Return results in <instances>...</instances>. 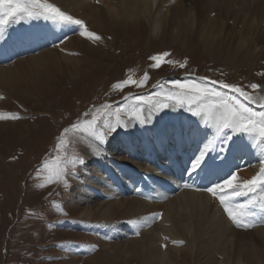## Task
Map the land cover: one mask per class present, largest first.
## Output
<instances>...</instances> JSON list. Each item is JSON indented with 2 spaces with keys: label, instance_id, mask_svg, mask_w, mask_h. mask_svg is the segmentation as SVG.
Segmentation results:
<instances>
[{
  "label": "rangeland",
  "instance_id": "374dc122",
  "mask_svg": "<svg viewBox=\"0 0 264 264\" xmlns=\"http://www.w3.org/2000/svg\"><path fill=\"white\" fill-rule=\"evenodd\" d=\"M164 1L159 0V4ZM47 2L62 11L59 2ZM172 2L176 7L183 8L173 11L170 2L163 5L165 31L168 32L173 13L186 30L180 38L175 36L168 44L151 33L146 20L136 24L122 22L104 30L87 22L85 26L88 31L101 39L94 41L74 33L67 39L68 43L60 46L53 42V49H43L38 56L29 55L17 60L15 64L0 65V70L8 69L19 75L32 59L40 60L42 56L52 52L60 56L66 53L81 63L73 70L65 61H59L62 63L56 67L51 60L52 65H40L37 68L39 71L34 72L33 79H27V82L19 84L15 89L6 88L0 82V115L14 114L20 117L0 120V264H157L158 259L152 258L148 251L142 249V241L148 240L145 233L139 239H111V236L117 237L119 234L120 227L117 224L127 221L121 217H101L98 209L103 202H90L88 198H81L80 193L76 194L73 189L75 183L69 180V173L64 178L49 183L46 179L47 173L42 170L44 162L55 157V145L64 129H71L74 123L92 119L97 109L104 111L108 117L107 114L111 112L114 117H110V120H116L115 113L118 109H123L124 112L119 113V118L126 122L130 120L131 106L140 103L136 97H148L154 102L160 99L155 96L156 92L172 89V82L178 80L182 83L194 81L208 88H215L226 96L236 97L253 111L264 110L256 103L249 104L243 96L232 92L230 88L221 87V84L234 85L258 99L264 98V32L260 31L254 37L256 45L250 43L248 38L252 17L247 10L231 0ZM34 22L46 23V28L53 33L58 28V24L43 18H24L9 21L0 36L10 32L12 24H23L34 29ZM68 26L70 25H67L66 31ZM200 30L206 34L213 31L212 48H206L202 40L193 42ZM8 37L3 39V43L10 40ZM186 37L189 43L183 44ZM218 47L221 56L214 60L212 54ZM233 52L238 59L248 54L243 60L252 61L254 64L244 63L241 67L234 61L225 62ZM164 53L168 55L164 56ZM159 54L164 59H161L160 67L156 68L155 61L150 58L158 57ZM33 66L38 64L27 65ZM145 73L149 79L143 86L137 87L132 83L141 81ZM129 77L131 80L123 89L113 88V85L128 80ZM213 81L216 83H212ZM252 84L259 85V88L253 90ZM261 103H264V99H261ZM104 105H110V108L104 110ZM172 105H178L181 113L193 115L186 105L181 107L174 102ZM172 105L163 111H154L168 117V110ZM141 107L144 113L149 108L146 104H141ZM85 113L88 115L85 116ZM103 119L101 116V128ZM107 134L113 137L116 132ZM108 136H105L103 143H107ZM66 139L68 144L63 150L65 156L83 157L84 164H87L88 158L78 143L77 134L74 136L70 131L66 134ZM91 168L88 169L90 172L96 171L94 165ZM71 170L73 169L69 166L68 171ZM76 170L78 166L74 171ZM78 172L79 170L76 171ZM55 205H59L60 209H56ZM172 207H176L183 214L188 213L187 202L179 196L167 200L165 204H156L141 215V218H145L146 214L165 211L160 223L152 225L151 229L147 228V232L154 230L156 238H152V242L158 248H161V244L158 245L160 237L167 238V250H161L166 258L177 257L181 264L224 262L223 254L226 251H222V243L218 241L215 245L209 239H204V243L214 246L208 252L197 253L194 257L188 251L181 252V255L173 252L174 248L182 249L187 245L184 238L176 233L177 225L170 218ZM88 209L94 210L90 221L80 216ZM187 224L190 226V223ZM115 225L118 228L113 229ZM99 229L103 233L109 229L114 231L109 236L106 233L100 234ZM223 232L230 236H235V233L238 236L244 234L247 237L244 239L247 246L252 244L260 249L264 244L259 236L253 235L255 232L252 230L245 233L229 225ZM233 239L236 242L237 236ZM174 241L183 243L174 244ZM161 261L164 262L163 259Z\"/></svg>",
  "mask_w": 264,
  "mask_h": 264
},
{
  "label": "bare ground",
  "instance_id": "6f19581e",
  "mask_svg": "<svg viewBox=\"0 0 264 264\" xmlns=\"http://www.w3.org/2000/svg\"><path fill=\"white\" fill-rule=\"evenodd\" d=\"M53 1L59 2L61 4V9L63 12H66L73 17L80 18L84 22V25L85 23L90 22L95 28H100L103 30L108 29L109 27H114L118 24H122V22H125L126 24H136L146 20L149 22L151 33L164 40L165 44L170 43V41L173 40L175 36L180 38L186 30L182 22L178 19L177 15L173 13L168 27V32L165 31L163 20L165 13L162 14L163 5L166 2H170V4L173 5V11L183 8V6L176 7L172 0H165L162 4H159V0ZM231 1L245 8L248 14L252 17L251 33L248 40L252 45H256L254 37L258 35V32H264V0ZM185 7L188 8L187 6ZM66 27L67 25L59 24L58 35L63 40L68 38L70 34L74 32L79 34L81 31L77 25L68 26V31H66ZM39 29L41 30V33L35 32L31 29L20 31L17 26H14L8 35H3L0 38V64H8L17 57L33 53L39 48L46 46L48 40L50 39L49 37H44L42 39L31 38L30 41H27L26 36L42 37L43 34L48 33L47 29L41 26L40 23ZM213 34L214 33L212 30L210 31V34H206L205 31L200 30L196 33V38L193 42L202 40L206 48H212L211 37ZM6 37H8L10 40H8L6 43H3V39H6ZM186 38L187 40L183 41V44L189 43L188 37ZM66 42L67 41L64 43ZM82 47L85 49L87 48V46L84 45H82ZM235 51L237 50H234V52ZM234 52L230 57L225 59V62L234 61L238 66L241 67H243L242 65L244 63H251L252 65L254 64L252 61L243 60V58L248 57V54H245L238 59V56L234 54ZM38 55L35 54L31 57ZM212 56L214 60H218L220 58V47H218V49L213 52ZM72 58L73 57L68 56L66 53L61 56L55 52L47 53L42 56L40 60L32 59L29 63L33 65L38 64V66L27 67V65H29L27 64L24 68V71H22L19 75L8 69L0 70V82L3 83L6 88L15 89L19 84L27 82V79H33V75L35 74L34 72L39 71L37 68L40 65H52V62H50L51 60L54 62L56 67L62 63L59 61H65L67 65L69 64L73 67V70H76L78 68L77 66L81 63L79 60H73ZM168 111L169 116L167 119L163 118L162 114H154V111H151V119L147 123L142 124L135 119L130 120L128 122L130 134L125 133V131H119L117 135L108 139L107 144L99 143L93 138L79 133L77 135L78 143L83 147L88 160L95 164V169H100L103 172V175L102 177L93 176L87 169V165L80 166L78 173H75L74 175L71 173L69 175V180L75 183L73 188L74 192L76 194L80 193L85 197H92L94 195H91L86 190L85 186L92 190V185H94V187L99 188V191L97 192L98 198H105V202H103V204L98 209L101 217H107L109 219L121 217L122 220L127 222L136 221L141 219V215L146 210L154 207L156 203H158L154 200H144L146 198V193L144 191L153 193L150 190V187H153L152 185L162 184V181L164 180L167 181L169 187H171L168 180L175 179V176L171 171L174 165L183 171L184 178L187 180L184 182V185H187L188 187L184 188V185H182L180 189L175 190V198L180 196L187 202L188 213L186 212L183 214L176 207L171 208L170 218L173 224L175 226L177 225L176 233L184 238V243L187 245L182 249L174 248L173 252H177L178 255H181V252L188 251L193 257L196 256L197 253L208 252V250L214 246L204 243V239H209L214 242L215 245L217 244L216 242H221L222 251H226L223 254L224 262H213V264H264V252L262 251L264 250V244L263 246L261 245L262 247L258 245L260 249L251 243V246H247L248 243L244 242V239H247V237L244 234L238 236V233H235V236H230L223 232V229L229 225H231L233 228L236 226H234L227 214L223 211V208L216 197L212 196L208 192H198L199 188L196 185L195 179L190 178V173H193V176H196L198 173L191 170L189 163L191 157L199 154V152L191 146V142H204L200 149L204 150L205 146L207 145L209 155L212 157L216 155L215 159L220 164V166L227 165L231 169H238V179L236 183H242L244 180L251 179V177L259 171V160L264 159V154L261 153L260 145L257 143V141H260V138L258 136L253 138L247 135L233 133L230 129H228L226 130V133L228 136H231L232 139L225 142L224 137L217 136L215 127L211 123H206L203 117H193L186 113H181L178 105H172ZM148 115L149 108H146L145 118H147ZM174 127H178L177 129L180 130L181 134L187 138L180 140V137H172L170 133ZM240 142L244 145L245 149L240 146ZM246 142L251 143L252 147L257 149L252 150V147L246 144ZM164 144L168 145V150L170 153L169 164L164 163L166 164V170H163L159 165L160 160L156 154V150H153L154 145L157 151L162 150ZM213 145L216 148L215 152L210 149V147ZM93 146L99 149V156L92 154ZM120 146L126 148L125 151L127 152V156L130 158L128 165L134 164L135 168H131L126 165H119L118 168L123 170V174L115 176L114 182L118 184V187L112 188L105 185L107 180L105 173L109 171L107 168L115 169L117 164L115 161L108 162V158L110 156L116 157L119 155V151H121V149H119ZM222 148L228 149V151H221ZM143 156H152V158H148V161L150 162L149 165L146 163L138 165L143 159ZM181 157H184V159ZM240 157L253 159V161L250 164H246L244 160L233 163V161ZM241 165H244L247 170L243 169ZM250 166L253 167L248 169ZM125 169H127V171ZM185 169L188 170L185 171ZM149 176H151V179H148ZM124 177H128V179H125ZM214 178L216 179V177ZM127 189L133 191V195L132 197L124 198L119 194V191L121 192L122 190ZM157 189L165 192L161 187H157ZM159 193L162 194L161 192ZM162 195L168 199L170 197L167 194ZM261 195H264L262 185L257 188L256 192L253 193V196H250V199L253 197L259 198ZM171 199L172 198L169 200ZM247 200L249 199H246V196L237 198L238 203H244V201ZM252 211L254 212V215L250 218V226L240 228H254L252 229V232H255L253 235L259 236V238L264 241V212L260 211L259 208H254ZM93 213V209H88L85 210L80 216L82 219L90 220L93 216ZM187 223H190V226ZM147 230L148 229H145L144 235L146 238H148V240L146 239L147 241L145 240V242L142 241L143 251H148V254L151 255L152 258H157V264H181L177 257L174 259L168 258V260L165 254L161 251L162 248H158V246L152 242V238H156L154 230H149L148 232ZM247 232L248 231H245V233ZM117 236H120V234ZM236 236L237 240L235 242L233 238ZM163 240L164 238L161 236L158 245L162 244L164 242ZM167 242L168 241L166 238V243ZM165 250H167V248ZM233 251L235 253H233ZM151 257L150 259H152ZM162 259L164 260L163 263L161 261Z\"/></svg>",
  "mask_w": 264,
  "mask_h": 264
},
{
  "label": "snow or ice",
  "instance_id": "6c2138e0",
  "mask_svg": "<svg viewBox=\"0 0 264 264\" xmlns=\"http://www.w3.org/2000/svg\"><path fill=\"white\" fill-rule=\"evenodd\" d=\"M40 19L51 21L56 24L63 25H77L81 29L80 35L85 36L91 40H99L101 37L88 31L84 22L80 19H75L71 15L61 11L54 4L48 3L47 0H0V32L9 21L20 19ZM167 56V53L163 54ZM151 60L155 61L154 67L159 68L161 64V57H151ZM184 65H181L183 67ZM149 79L147 73L144 78L139 81H132L137 87L143 86ZM131 78L121 81L115 85V89H123L129 84ZM212 83H216L213 81ZM222 88L231 89L234 93H239L243 96L249 104L256 103L259 108L264 109V103H261V99L249 95L240 87L229 84H221ZM251 88L256 90L259 85L252 84ZM155 96L160 98L156 101H152L148 97L138 96L135 99L140 102L131 106L129 113V119H135L140 123H147L151 119V111H163L168 108L172 103L179 104L181 107L187 106V110L192 112L195 116H201L206 123H211L215 129L217 136H223L224 141L231 140L232 137L228 136L226 130L230 129L233 133L241 135H247L255 138L258 136L260 141H257L260 145L261 153L264 154V110L253 111L250 107L240 103L236 97L226 96L221 92L216 91L215 88H208L194 81H188L182 83L180 81L172 82V89L167 91L156 92ZM128 99V97H125ZM141 104L149 106V115L145 118V113ZM110 105H104L103 109L107 110ZM123 109H118L115 113L116 120L113 122L108 116H105L104 111L99 109L93 113L92 119L84 120L82 122L74 123L71 129H64V133L58 137V141L55 145L56 155L50 161H45L43 164V171L47 173L46 179L49 183L58 181L64 178L68 174L69 166L73 169V175L78 165L84 164L83 157L67 158L63 150L67 147L68 141L66 134L70 131L75 134L81 133L87 137L94 138L100 143L104 142L107 133L115 132L117 128H127L128 124L121 121L119 113ZM96 113H99L97 115ZM88 113H85L87 116ZM103 116L102 121L103 128L99 127L101 123L100 117ZM20 117L9 114L0 115V120L5 119H19ZM221 151H228V149L222 148ZM208 152V146H205L204 150H199V154L190 158L189 163L193 172H211L220 168V165L209 163L210 160L206 159ZM92 154L99 156L100 151L96 147H92ZM259 171L251 177V179L244 180L242 183L237 184L238 179L236 174L229 173V178L224 179L223 183H215L213 186L203 189L212 196L219 200L223 211L227 214L228 218L239 227L250 226V218L254 215L252 209L259 208L264 212V195L259 198L253 197L246 203H238L237 198L241 196H248L250 193H255L257 188L264 185V159L259 160ZM187 171V169H185ZM65 186L67 183L65 182ZM185 187H188L185 185ZM230 190V191H229ZM56 209H60L59 205L54 206ZM160 214L158 213L157 216ZM139 235V233H136ZM174 244H181L182 241H174Z\"/></svg>",
  "mask_w": 264,
  "mask_h": 264
}]
</instances>
